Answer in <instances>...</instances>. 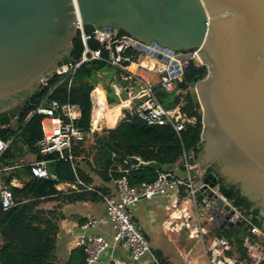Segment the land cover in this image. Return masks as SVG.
Masks as SVG:
<instances>
[{
    "label": "water",
    "instance_id": "1",
    "mask_svg": "<svg viewBox=\"0 0 264 264\" xmlns=\"http://www.w3.org/2000/svg\"><path fill=\"white\" fill-rule=\"evenodd\" d=\"M77 13L87 33L107 34L104 44L119 34L136 39L139 51L170 66L172 78L183 74L172 73L175 55H197L208 68L190 88L202 114L203 160L218 164V174L264 211V0H0V129L16 123L29 98L71 63ZM190 162L210 223L242 229V218L217 194L216 173L199 168L192 153Z\"/></svg>",
    "mask_w": 264,
    "mask_h": 264
},
{
    "label": "trees",
    "instance_id": "2",
    "mask_svg": "<svg viewBox=\"0 0 264 264\" xmlns=\"http://www.w3.org/2000/svg\"><path fill=\"white\" fill-rule=\"evenodd\" d=\"M125 35V34H121ZM72 60L78 61L83 52V45L80 39L74 43ZM91 47L99 48L97 42L91 43ZM111 67L106 64L93 62L82 66L75 74L73 85L69 91L67 80L61 85L62 78L50 76L47 80L46 89L29 98L28 106L22 111L21 116L16 121L15 126H8L0 129V138L6 142L11 141V145L4 156L16 147L17 142H21L28 152L38 156L39 160L48 162V170L58 177V181L36 178L31 173V167L27 169L32 175V179L23 188H17L9 184L17 205L5 210L0 200V239L3 244L0 246V264H56L55 254L57 248V235L60 230V219L58 209L64 204H75L77 202L98 200L100 197L91 193L62 194L57 190L61 183L75 182V174L70 162L59 160L58 155L41 156L38 142L43 138L42 116L29 118L35 108L50 95L51 100L60 103L71 102L81 107V118L77 122V127L84 132H89L92 124L93 102L92 93L100 84L98 74ZM208 75V68L196 61H190L188 67L183 71L181 80L175 81V91L169 93L156 86L155 92L160 102L165 107L167 96L175 95L174 105L179 108L189 119L194 122L187 124L180 136L171 127L148 126L138 120L133 111L125 112V118L119 123H114L109 129L95 136V163L98 168L104 170L102 177L111 181L120 177L117 167L123 165L125 159H140L144 164L156 163L158 169L137 167L130 170L128 174L131 186L142 183L154 182L160 173L172 172L178 165L181 173H185L182 156L183 152L192 153L195 162L201 160L203 155L201 134L203 131L202 114L195 108L190 88L191 84L205 79ZM117 82L124 83L117 74ZM125 85V83H124ZM107 102L110 106L120 105L121 100L114 92L112 84L106 86ZM128 94L126 90L121 95ZM127 100V99H126ZM125 101V100H123ZM125 152L127 158L121 153ZM76 157H82V151L75 147ZM113 154L118 155V159L113 158ZM2 158V159H3ZM131 163V162H130ZM123 166L122 169H128ZM219 165L213 164L209 167V172L216 173L219 178L220 194L233 204L250 222L259 227L264 233V218L262 211L256 203L244 197L242 191L231 184L228 179L218 174ZM79 176L87 183L91 184L90 178L79 168ZM113 171L110 177L109 172ZM175 172V171H173ZM101 199V198H100ZM58 202L54 207L48 208L50 203ZM248 224H244L242 229H229L222 231L214 229L215 235L219 238H227L230 243L242 252L245 238H253L249 233ZM248 231V232H247ZM259 240V238H254ZM79 260V264L85 263V254L82 249H77L72 261ZM164 264V262H162ZM75 264V263H73Z\"/></svg>",
    "mask_w": 264,
    "mask_h": 264
},
{
    "label": "built area",
    "instance_id": "3",
    "mask_svg": "<svg viewBox=\"0 0 264 264\" xmlns=\"http://www.w3.org/2000/svg\"><path fill=\"white\" fill-rule=\"evenodd\" d=\"M75 26L79 34V39L83 45V52L78 61L72 60L68 66L57 68L54 76L62 78L59 85L67 80L68 89L70 91L74 76L82 66L93 62L103 63L111 67V70H114L116 74H118L122 82L132 83L140 87V91L134 94L132 88H125L120 83L112 85L116 95L119 96L122 92L128 90V94L133 96L126 103H122L125 108L131 109L142 123L151 127H171L177 135L180 136L181 132L185 130L186 125L194 122L193 119H189L179 108L172 112L168 111L160 102L154 89L155 86L138 75V71L140 70L155 73L159 76L161 75V81L158 83V86L171 93L176 89L175 81L178 77H171L169 73L170 66L168 64L139 51L136 48L139 42L128 35L119 34L115 39H110L107 44H104L103 41L107 34L101 36L99 31L91 34L87 33L84 28V23L78 13ZM93 42H97L100 47H91V43ZM176 57L177 55H175L172 60H175ZM147 59H149L150 62L145 61ZM197 59V55L193 54L192 57H189L188 63ZM145 62L148 64L145 65ZM178 62L182 65L181 61ZM132 66H135L136 72L130 70ZM91 97L93 109H95L97 107V102L93 94ZM135 100H138V103H134ZM34 116L43 117L41 123L43 138L38 142L40 155L45 157L56 154L59 160L70 162L72 165L76 179L75 182L69 186L70 190L65 192H92L103 198L106 206V217L114 230V245L128 252L133 262H140L149 256L154 264H161L153 253L148 240L133 223L130 209L143 200L168 198L173 202L174 207H176L179 202L185 205L191 202L194 205L195 221L192 222V224L195 226L192 229H190L192 225L189 222L190 219H192V215L186 208L182 210L181 215L176 216V218L177 220L185 219L184 225L190 230L191 237L201 240L204 247V255L208 259L209 264H248L244 260L233 261L228 258L226 253L230 251L233 246L227 238L217 237L210 243L206 240L207 233L202 224L203 218L199 214V208H201V206L196 200V181L193 175V172H195V165L190 162V153L186 151L183 152L182 164L185 171L184 176H180L173 171L160 173L154 182L142 183L137 186H131L128 178L130 170L137 167L130 163L128 159H125L123 161V166H129V168L120 170V177L114 179L117 192V198L114 199L102 194L101 192L103 191L97 189L93 184L85 182L77 171L75 147L79 143L89 140L95 128L94 122H92L89 132H84L77 127V122L81 118V107L69 101L60 103L59 101L51 100L49 95L35 108L29 118ZM47 123L50 124L49 131L46 128ZM10 145L11 141L6 142L0 138V163ZM113 157L119 158L117 154H114ZM47 165L48 162L45 160L34 162L30 166L33 177L58 181L57 175L49 172ZM217 194H219V197L224 201L225 205L231 207V211L233 210L239 218H242L244 224L246 223L250 226L248 230L249 233L252 237L259 238V240L256 241V239H254V241L258 242V244L261 242V251L264 253V241L260 239L261 236L264 237V233L261 229L250 222L249 219L224 198L220 192ZM0 200L5 210L17 205L10 186L1 182ZM207 220H209V218ZM98 225V220L91 219L82 226V229L87 230L89 228H96ZM76 241L77 246L84 251V264H102L100 261L101 255L112 246L108 240L98 235L82 234ZM217 257H219V259H217ZM256 264L264 263L259 260Z\"/></svg>",
    "mask_w": 264,
    "mask_h": 264
},
{
    "label": "crops",
    "instance_id": "4",
    "mask_svg": "<svg viewBox=\"0 0 264 264\" xmlns=\"http://www.w3.org/2000/svg\"><path fill=\"white\" fill-rule=\"evenodd\" d=\"M183 64L185 65V63ZM130 70L136 72L135 66H132ZM144 73L145 72L138 71V75L146 79L143 76ZM147 73L149 74L148 80L150 83L155 87L158 86L159 81L153 78V76L159 75L150 72ZM116 78L117 77H114V79H108L107 81L112 85L118 84V82H114ZM92 94L94 96V92ZM105 103L107 108L110 109L106 93ZM97 107L93 109L92 113V122L95 123V128L91 133L89 140L77 145L79 150L82 151V157L77 158L76 163L90 178L91 184H93L97 189L103 191L101 192L102 194L116 199L117 192L114 180H105L101 175V173H104V170L98 168L95 163L96 149L94 146V138L96 134H101L106 129H109L113 124H98L95 120L94 114ZM111 110L112 112L107 111L103 114L104 118H101L102 121H104L106 115L109 114H111L113 118L117 117L118 120L120 119V121H122V119L125 118L124 113L131 111V109L125 108L124 104L123 107L121 105L120 107L118 106L116 109ZM12 126L14 127L15 123ZM116 160L119 159L116 158ZM36 161H38V156L28 152L26 147L21 142H17L16 147L11 149L10 152H8L1 160L0 182L7 184L6 181L9 180L11 186L23 188L25 184L32 179V175L27 168ZM122 167L123 165L117 167V169L120 171L122 170ZM173 171L180 176L184 175L179 171L178 165L173 168ZM195 172L197 174L199 172L197 165H195ZM109 174L111 177L113 172H109ZM195 181L197 182L196 179ZM71 184L61 183L57 186V190L66 195L77 194L78 192H65L70 190L69 186H71ZM7 185L9 186V184ZM81 193L96 194L92 192ZM99 197L101 199L99 198L98 200L77 202L75 204L62 203L61 207L58 209L60 230L57 235V248L55 251L57 257L56 264H79L78 259L72 261V258L77 249H81L77 246L76 240L82 234L102 236L111 243V248L102 254L100 258L102 264H154L149 256L140 262H133L128 252L114 245V230L106 217V206L104 200L101 196ZM57 204L59 203H50L52 207ZM184 209L185 204H182V202H179L178 205L174 207L173 202L168 198H154L151 200H143L133 206L130 209V215L133 223L150 243L153 253L161 264H163L162 262H164V264H209L208 259L204 255V247L201 240L198 238H192L190 230L184 225L185 221L183 219L177 220L176 218L178 214L181 215L182 210ZM91 219L98 220L99 225L96 228L83 230L82 226ZM207 221L208 226L204 225V228L207 233L206 240L210 243L213 239L217 238L214 231L216 227H214L209 220ZM191 225L190 229L195 226L192 223ZM163 238L167 239V244H165V246L169 245L174 247L175 254H171L170 251H166L161 248L160 242ZM260 243L258 244V242H255L254 237L251 239L246 237L243 245L246 253L245 258L242 252L235 247H232L230 251H227L226 255L233 261L244 260L248 264H256L259 260H261L264 263V253L261 251L262 247ZM2 244L3 242L0 239V246ZM217 259H219V257H217Z\"/></svg>",
    "mask_w": 264,
    "mask_h": 264
},
{
    "label": "rangeland",
    "instance_id": "5",
    "mask_svg": "<svg viewBox=\"0 0 264 264\" xmlns=\"http://www.w3.org/2000/svg\"><path fill=\"white\" fill-rule=\"evenodd\" d=\"M189 56V55H188ZM184 59V56H182V55H177V57H176V60H178V61H182ZM145 61H148V62H150V60L149 59H147V60H145ZM193 61H196V63H198V64H200L197 60H193ZM145 64L147 65L148 63L147 62H145ZM186 64V63H185ZM189 64V63H188ZM183 66H184V64H179V66H175V68H173L174 69V71H172V73L173 74H175V75H177L178 73H174V72H177L176 71V67H182V69H181V71L183 72ZM188 67V66H187ZM186 67V68H187ZM140 72H145L144 74H143V76L148 80V73L146 72V71H142V70H140ZM181 72V73H182ZM171 74V73H170ZM180 75H177L176 77H179ZM98 77L100 78V84L98 85V87L97 88H101L103 91H104V93H106V96H107V92H106V86L109 84V82L107 81L108 79H114V77H117V75L115 74V72H114V70H111V69H109V70H105V71H103V72H100L99 74H98ZM153 78H155L157 81H161V75L160 76H157V75H154L153 76ZM145 79V80H146ZM146 80V81H147ZM114 82H117V78H116V80L114 81ZM148 82L150 83V81L148 80ZM123 87H125V88H132V91H133V93L134 94H137L139 91H140V87H138V86H136V85H134V84H132V83H125V85H124V83H120ZM115 92V91H114ZM127 94H128V92H126ZM122 94V93H121ZM117 95L120 99H122L121 100V104L120 105H114V106H109V108L110 109H116L118 106H121V105H123V103H122V101L123 100H126V99H128V100H126V101H123L124 103H126L127 101H129L130 99H131V97H133L132 95L130 96L129 94H128V96L126 95V94H123V95ZM174 101H175V95H170V96H167L166 97V100H165V108L168 110V111H175L177 108L175 107V105H174ZM134 103H138V100H135L134 101ZM111 112H112V110H111ZM111 112H109V113H111ZM124 119V118H123ZM122 119V120H123ZM120 121V119L118 120V118L117 117H115V118H113L112 117V115L111 114H109V115H106V118H105V120L104 121H102L101 119L98 121V124H102V123H105V124H108V125H110V124H114V123H116V122H119ZM99 125V126H100ZM97 126V125H96ZM46 128H47V130L49 131L50 130V124L49 123H47L46 124ZM197 164L199 165V168H206V167H208V166H212V165H209V164H207V163H205L204 162V160H203V155H202V158H201V160H199L198 162H197ZM184 176V175H183ZM48 206V208H50V204L49 205H47ZM185 208L188 210V211H190V214L192 215V219H190V223H192V222H194L195 221V216H194V205L191 203V202H189L187 205H185ZM262 211V210H261ZM199 214L201 215V217L203 218L202 219V224H203V226L205 225V226H208V221H206L208 218H209V216H207L206 215V210L205 209H203L202 207L201 208H199ZM178 216H179V214H178ZM261 216H262V218H264V211H262V214H261ZM185 220V219H184ZM249 226V225H248ZM248 232V231H247ZM167 239L166 238H163V240H161V242H160V244H161V248H163L164 250H166V251H170V253L172 254H175L174 253V247H172V246H169V245H167V246H165V244H167ZM102 256V255H101Z\"/></svg>",
    "mask_w": 264,
    "mask_h": 264
},
{
    "label": "bare ground",
    "instance_id": "6",
    "mask_svg": "<svg viewBox=\"0 0 264 264\" xmlns=\"http://www.w3.org/2000/svg\"><path fill=\"white\" fill-rule=\"evenodd\" d=\"M188 56V55H187ZM189 59V57H186L184 56V59L181 61V63H186V61ZM176 61V59H175ZM179 63V62H178ZM180 64V63H179ZM146 65V64H145ZM175 68V67H173ZM181 67H176V71L175 73H178L180 72ZM174 70V69H173ZM175 75V74H174ZM94 99L96 100L97 102V109L95 110V120L98 122L101 118H104L103 117V114L107 111H111V109H108L107 106H106V103H105V93L104 91L101 89V88H97L95 91H94Z\"/></svg>",
    "mask_w": 264,
    "mask_h": 264
}]
</instances>
